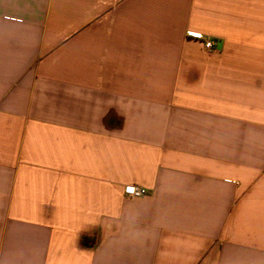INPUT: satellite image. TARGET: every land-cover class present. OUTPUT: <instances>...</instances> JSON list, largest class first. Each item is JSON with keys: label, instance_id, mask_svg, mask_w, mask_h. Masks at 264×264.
I'll list each match as a JSON object with an SVG mask.
<instances>
[{"label": "crops", "instance_id": "crops-1", "mask_svg": "<svg viewBox=\"0 0 264 264\" xmlns=\"http://www.w3.org/2000/svg\"><path fill=\"white\" fill-rule=\"evenodd\" d=\"M0 264H264V0H0Z\"/></svg>", "mask_w": 264, "mask_h": 264}, {"label": "built area", "instance_id": "built-area-1", "mask_svg": "<svg viewBox=\"0 0 264 264\" xmlns=\"http://www.w3.org/2000/svg\"><path fill=\"white\" fill-rule=\"evenodd\" d=\"M204 46L207 51H213L217 47V41L206 40ZM126 194L133 198L142 197L148 194V190L145 188H139V187H128Z\"/></svg>", "mask_w": 264, "mask_h": 264}]
</instances>
